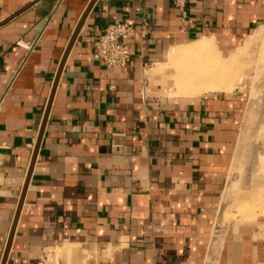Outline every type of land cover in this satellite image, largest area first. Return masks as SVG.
<instances>
[{"label":"crops","instance_id":"obj_1","mask_svg":"<svg viewBox=\"0 0 264 264\" xmlns=\"http://www.w3.org/2000/svg\"><path fill=\"white\" fill-rule=\"evenodd\" d=\"M91 2L0 0V264L23 191L4 264H264V212L219 217L236 99L178 95L169 62L243 47L264 0H190V23L173 0ZM114 19L148 25L123 69L92 57Z\"/></svg>","mask_w":264,"mask_h":264},{"label":"rangeland","instance_id":"obj_2","mask_svg":"<svg viewBox=\"0 0 264 264\" xmlns=\"http://www.w3.org/2000/svg\"><path fill=\"white\" fill-rule=\"evenodd\" d=\"M219 56L236 65L226 80L227 83L232 81L234 84L230 93L236 99L235 160L228 181L232 186L231 197L234 200L227 206L223 199L219 217L224 218L225 222L229 218L248 220L264 212V26L253 33L243 47L224 57ZM186 59L170 64L175 66L179 61H186L178 65L179 77L199 61L196 56ZM178 79L176 85L179 84ZM243 197L249 199L247 214L238 212L237 204Z\"/></svg>","mask_w":264,"mask_h":264},{"label":"bare ground","instance_id":"obj_3","mask_svg":"<svg viewBox=\"0 0 264 264\" xmlns=\"http://www.w3.org/2000/svg\"><path fill=\"white\" fill-rule=\"evenodd\" d=\"M189 56H196L199 61L192 68L189 67V70L183 71V75L178 76V95L199 96L208 92H230L233 89L234 84L232 81L227 83L226 80L229 72L235 70V62L220 59L208 40H202L197 44L173 51L169 62L174 64L177 60H183Z\"/></svg>","mask_w":264,"mask_h":264},{"label":"built area","instance_id":"obj_4","mask_svg":"<svg viewBox=\"0 0 264 264\" xmlns=\"http://www.w3.org/2000/svg\"><path fill=\"white\" fill-rule=\"evenodd\" d=\"M190 0H173L175 9L183 22H188L187 5ZM147 23L143 22L141 30L137 31L128 21L113 20L102 33H99L93 43L92 57L106 69L126 68L132 58L133 49L124 40L134 36L145 37ZM39 264H46L41 261Z\"/></svg>","mask_w":264,"mask_h":264},{"label":"water","instance_id":"obj_5","mask_svg":"<svg viewBox=\"0 0 264 264\" xmlns=\"http://www.w3.org/2000/svg\"><path fill=\"white\" fill-rule=\"evenodd\" d=\"M94 1H95V0H92L91 4H92ZM82 20H83V19H82ZM81 22H82V21H80V23H79V25H78V27H77V29H76V31H75L73 37H72V40H73L74 36L76 35V33L78 32L79 28L81 27V24H82ZM24 192H25V191H23L22 196H21V199H20V203H19V205H18V209H17V212H16V216H15L14 223H13V225H12L11 234H10V237H9V239H8V242H7V246H6V249H5V254H4V257H3V260H2V264H4L5 261H6V257H7V254H8V250H9V246H10V242H11V238H12V234H13V231H14V228H15V222H16V219H17L18 214H19V211H20V207H21V203H22V200H23Z\"/></svg>","mask_w":264,"mask_h":264}]
</instances>
